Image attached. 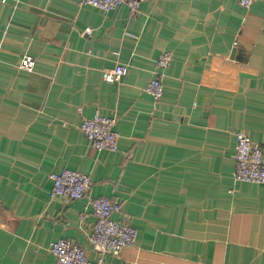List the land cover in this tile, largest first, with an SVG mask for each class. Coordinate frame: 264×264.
I'll return each mask as SVG.
<instances>
[{
	"label": "crops",
	"instance_id": "0c3cea01",
	"mask_svg": "<svg viewBox=\"0 0 264 264\" xmlns=\"http://www.w3.org/2000/svg\"><path fill=\"white\" fill-rule=\"evenodd\" d=\"M155 76L158 100L143 90ZM95 112L115 118L114 151L78 126ZM239 130L264 153L263 1L0 0V264H54L59 238L106 264H264V182L233 177ZM62 169L88 174L83 197L51 195ZM96 196L136 230L117 255L88 241Z\"/></svg>",
	"mask_w": 264,
	"mask_h": 264
},
{
	"label": "built area",
	"instance_id": "2783aa9c",
	"mask_svg": "<svg viewBox=\"0 0 264 264\" xmlns=\"http://www.w3.org/2000/svg\"><path fill=\"white\" fill-rule=\"evenodd\" d=\"M143 0H78L79 5L90 4L101 11L107 12L119 4H126L131 11H135ZM239 5L248 7L257 0H236ZM263 1L264 0H259ZM236 42L234 41V44ZM172 58V53L164 49L156 58L158 68L166 67ZM19 66L32 71L34 60L31 55H24ZM126 73V66L117 63L105 72L108 82L119 81ZM143 90L154 100L161 98L163 85L161 76L150 78ZM78 112L81 107L77 108ZM115 118L95 112L89 117L82 116L78 122L80 130L90 141L95 150L114 151L117 148L118 134L113 129ZM236 144L234 153L233 177L237 181L252 183L264 182V153L263 147L253 142L247 134L239 130L235 133ZM52 180L51 195H60L66 200L83 197L90 187L89 176L85 172L74 169H62L49 173ZM88 204L95 217L91 231L87 238L93 249L101 254L117 255L124 247L131 245L136 236V230L126 222L111 218V214L119 211V204L105 196L88 199ZM50 250L54 255V264H106L101 257L91 260L85 249L69 238H59L52 242Z\"/></svg>",
	"mask_w": 264,
	"mask_h": 264
}]
</instances>
